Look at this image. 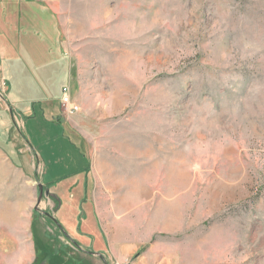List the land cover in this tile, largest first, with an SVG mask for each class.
Returning <instances> with one entry per match:
<instances>
[{
  "label": "rangeland",
  "instance_id": "374dc122",
  "mask_svg": "<svg viewBox=\"0 0 264 264\" xmlns=\"http://www.w3.org/2000/svg\"><path fill=\"white\" fill-rule=\"evenodd\" d=\"M50 115L83 136L105 264H264V0H0V264H104L52 221L83 184L41 182Z\"/></svg>",
  "mask_w": 264,
  "mask_h": 264
},
{
  "label": "crops",
  "instance_id": "0c3cea01",
  "mask_svg": "<svg viewBox=\"0 0 264 264\" xmlns=\"http://www.w3.org/2000/svg\"><path fill=\"white\" fill-rule=\"evenodd\" d=\"M57 116L50 115L48 118L45 119V122L47 124L44 123L45 126L42 125L40 131L41 133H38L37 131L35 132L34 129H32L34 131L32 132L34 136L36 135V133L39 134V136L36 135V144H34L32 139L30 138L31 144L35 146V148L33 149H36L35 153L37 157L39 156L42 160L39 163V166L42 168L43 176L41 177V182L43 186L48 185L54 187L55 185L54 188H56V186L63 182H69V184H83L81 195H79L78 198H74L72 191L71 195L69 193H65L69 194V198L60 196L61 193L56 197L58 206L57 217L59 212H61L62 214V219L57 220L66 231L67 235L71 238V240L75 241L76 239V242L78 241L84 248L94 252L100 251V254L104 256L107 251L110 252L113 248L115 249V252H117L118 247L115 246V243L112 238L110 244L109 239L106 237L105 234L106 229H104L103 224L100 221L99 209L97 208V206L99 207V204L97 203L98 196L94 193L93 190H88V183L90 180H92L94 184V177H90V175L88 174L91 170V162L83 151V136L77 131V124V126H74L73 123H71L70 119L63 120L58 118ZM49 128L50 131L56 133V140L59 142V147L65 146L75 151L77 155L81 158V160H77L76 157L71 156L72 160H69V162L64 157H56L55 154L58 152V150L56 148L57 146L55 145L49 147V149L47 148L48 150L46 149L45 151H41V149L44 148L43 145H46L48 141H46L45 139L40 140L39 137L47 135L49 132ZM71 139L76 142L77 146H73L71 144ZM52 157L53 160L51 162ZM46 162H50L49 165H47ZM77 175L78 177H80V179H82V181H71V179H74V177ZM58 189L62 188H57V190ZM86 204H88L89 208L87 209L88 211L85 212L86 209L83 210L82 207ZM75 208L77 212L74 211ZM67 210H69L68 212H70V215H65V213H67ZM88 217H91L95 220L94 226L89 225V220H87ZM105 257L107 258V256ZM87 262H91L92 264H94L93 261L88 260ZM106 262L111 263L110 259H106ZM150 262L152 261L150 260L149 264ZM141 263L147 264L148 262ZM113 264H116L115 260ZM158 264H167V261L161 260V262Z\"/></svg>",
  "mask_w": 264,
  "mask_h": 264
},
{
  "label": "built area",
  "instance_id": "2783aa9c",
  "mask_svg": "<svg viewBox=\"0 0 264 264\" xmlns=\"http://www.w3.org/2000/svg\"><path fill=\"white\" fill-rule=\"evenodd\" d=\"M61 106L64 108L66 113L73 114L77 111V107L71 104L70 90L69 87H63Z\"/></svg>",
  "mask_w": 264,
  "mask_h": 264
},
{
  "label": "water",
  "instance_id": "95a60500",
  "mask_svg": "<svg viewBox=\"0 0 264 264\" xmlns=\"http://www.w3.org/2000/svg\"><path fill=\"white\" fill-rule=\"evenodd\" d=\"M38 190H39V199H41V196L43 194V192H42V186L41 185H38ZM46 216H47V214H46ZM58 226L60 227L59 224H58ZM62 233L64 234L65 237H68L67 233H65L64 231H62ZM74 244L76 245V247L78 249H80V247L75 242H74ZM84 252L86 254H88V255L98 257L105 264V260H104V258L102 257V255L100 253H92V252H88V251H84Z\"/></svg>",
  "mask_w": 264,
  "mask_h": 264
},
{
  "label": "trees",
  "instance_id": "16d2710c",
  "mask_svg": "<svg viewBox=\"0 0 264 264\" xmlns=\"http://www.w3.org/2000/svg\"><path fill=\"white\" fill-rule=\"evenodd\" d=\"M52 221L57 225V227H58L61 231H64V232L66 233V231L64 230V228L61 226V224H60L59 222L54 221V220H52ZM58 224L60 225V227L58 226Z\"/></svg>",
  "mask_w": 264,
  "mask_h": 264
}]
</instances>
